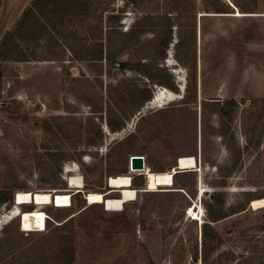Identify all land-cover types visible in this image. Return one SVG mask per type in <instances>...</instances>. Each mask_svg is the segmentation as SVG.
Returning a JSON list of instances; mask_svg holds the SVG:
<instances>
[{
  "label": "rangeland",
  "instance_id": "1",
  "mask_svg": "<svg viewBox=\"0 0 264 264\" xmlns=\"http://www.w3.org/2000/svg\"><path fill=\"white\" fill-rule=\"evenodd\" d=\"M34 1L0 7V264H264V208L250 207L264 200V0H62L41 41L20 43L28 61L2 62ZM134 156L174 187L142 192L131 174L124 202L108 179ZM54 190L45 231L6 220L17 192Z\"/></svg>",
  "mask_w": 264,
  "mask_h": 264
},
{
  "label": "bare ground",
  "instance_id": "2",
  "mask_svg": "<svg viewBox=\"0 0 264 264\" xmlns=\"http://www.w3.org/2000/svg\"><path fill=\"white\" fill-rule=\"evenodd\" d=\"M236 16H240L237 14ZM168 91L161 89L159 93L156 94L155 98L150 101L146 109L150 107H161L163 101L167 99ZM171 100L174 97L171 96ZM145 109V110H146ZM74 172L73 169H67L66 173L70 174ZM140 173L146 177L147 185L146 190L142 192L156 193L161 189H171L174 187L173 175L165 172L155 173L148 166L145 165L144 171L130 170V175H120L111 177L108 179V185L113 191H119L121 198L124 202H134L137 200L138 191L133 189V179L131 174ZM84 183L81 178L71 177L69 178V189L75 190L78 193L83 192ZM165 190V191H166ZM70 192V191H68ZM60 193L59 191H45V192H17L15 194L16 202L13 208L5 216L7 221H12L14 219H20V227L23 232H42L45 231L47 215L43 212V206H49L53 204V197ZM111 193V192H108ZM105 194L89 192L86 194L85 199L88 205H97L104 203ZM34 205L36 209L32 211H21V207ZM250 207L253 210H259L264 208V200H253L251 201ZM195 216V220L199 219V214L192 213Z\"/></svg>",
  "mask_w": 264,
  "mask_h": 264
},
{
  "label": "trees",
  "instance_id": "3",
  "mask_svg": "<svg viewBox=\"0 0 264 264\" xmlns=\"http://www.w3.org/2000/svg\"><path fill=\"white\" fill-rule=\"evenodd\" d=\"M66 1L71 2L70 0H66ZM61 2L62 0H36L34 1L33 8L28 10L23 15L20 21V23L22 24L24 18L29 15L33 23L30 26V29L32 32H30L29 35L26 33H23L24 29H26L28 25V22H27V24L21 31L20 29H18L14 33H7V35L3 38L1 42V61L6 62L8 60H15V61L27 62L28 59L26 57L22 58L17 55L18 53H20V43L24 42L28 45L30 42H40L41 39L43 38V35H42L43 32L41 30L40 31H37V30L40 27V25H43L44 21L47 20L48 15H51V17L56 21L61 20V15H63V13L61 12V6H60ZM0 7H1V0H0ZM49 10H52L51 14L47 13V11ZM35 11H37L38 13H34ZM21 24L19 28H22ZM33 34H34V37H33ZM128 67H129L128 65H121L122 69H127ZM146 100L147 101L151 100V94L147 97ZM112 130L113 132L118 131V129H115V128H113ZM0 203L2 205L8 204V207H10L12 205V198L6 193H0ZM30 211H32V209ZM224 218L225 217L215 219L213 222L220 221ZM69 221L59 226L60 229H63L62 227H65ZM197 250L198 248L196 249L195 255L193 258L194 263L198 261ZM71 256L72 257L70 259L73 260L74 249H72L71 251Z\"/></svg>",
  "mask_w": 264,
  "mask_h": 264
},
{
  "label": "water",
  "instance_id": "4",
  "mask_svg": "<svg viewBox=\"0 0 264 264\" xmlns=\"http://www.w3.org/2000/svg\"><path fill=\"white\" fill-rule=\"evenodd\" d=\"M130 169L135 171H144L145 169V159L143 157L134 156L131 158L130 161ZM182 172H179L180 174ZM16 202L15 196H14V203ZM4 207H8V204H4Z\"/></svg>",
  "mask_w": 264,
  "mask_h": 264
},
{
  "label": "crops",
  "instance_id": "5",
  "mask_svg": "<svg viewBox=\"0 0 264 264\" xmlns=\"http://www.w3.org/2000/svg\"><path fill=\"white\" fill-rule=\"evenodd\" d=\"M264 54V53H263ZM262 56V58L264 57V55H261ZM244 57V56H243ZM240 66H242V65H240ZM256 66V68H258V69H260V68H262V67H264V62H262L261 64H260V66L259 65H255ZM248 67H249V65H248ZM260 72H262V70L260 71ZM82 193V192H81Z\"/></svg>",
  "mask_w": 264,
  "mask_h": 264
},
{
  "label": "built area",
  "instance_id": "6",
  "mask_svg": "<svg viewBox=\"0 0 264 264\" xmlns=\"http://www.w3.org/2000/svg\"><path fill=\"white\" fill-rule=\"evenodd\" d=\"M47 219H48V217H47Z\"/></svg>",
  "mask_w": 264,
  "mask_h": 264
}]
</instances>
